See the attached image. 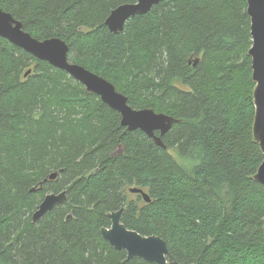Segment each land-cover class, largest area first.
I'll return each mask as SVG.
<instances>
[{
    "label": "trees",
    "instance_id": "1",
    "mask_svg": "<svg viewBox=\"0 0 264 264\" xmlns=\"http://www.w3.org/2000/svg\"><path fill=\"white\" fill-rule=\"evenodd\" d=\"M132 3L0 0L34 38L65 41L70 61L133 109L176 120L161 147L0 37V264H156L127 260L103 238L121 209L129 230L166 241L174 264H264L247 0H166L112 33L107 19ZM64 191L65 204L33 222L45 197Z\"/></svg>",
    "mask_w": 264,
    "mask_h": 264
},
{
    "label": "water",
    "instance_id": "2",
    "mask_svg": "<svg viewBox=\"0 0 264 264\" xmlns=\"http://www.w3.org/2000/svg\"><path fill=\"white\" fill-rule=\"evenodd\" d=\"M164 1L166 0H135V3L122 5L111 13L105 24L112 33L118 35L124 31L129 20L148 14L154 6ZM247 3L253 39V46L249 51L253 63V83L255 85L253 91L255 106L253 136L264 155V0H247ZM0 37L37 60L47 62L68 73L80 82L89 93L97 95L103 103L118 112L122 117L123 127L131 132L141 131L153 139L157 145L164 147L162 138L172 129L176 120L165 114L156 113L152 109H133L129 105L128 98L119 93L111 82L83 66L73 64L69 59L70 48L65 41L59 38L43 41L34 38L24 30L20 21L1 7ZM30 73L31 71L26 76ZM57 176L54 173L49 180L54 181ZM255 179L264 185V161ZM130 192L140 194L146 202H151L149 195L141 189H132ZM66 201V191L47 195L34 213L33 222L40 221L57 206L65 204ZM124 211L121 209L108 215L111 227L101 230L103 238L116 250L125 251L127 260L139 258L148 263L174 264L175 258L170 253L166 241L158 236L145 237L136 231L129 230L122 222Z\"/></svg>",
    "mask_w": 264,
    "mask_h": 264
},
{
    "label": "rangeland",
    "instance_id": "3",
    "mask_svg": "<svg viewBox=\"0 0 264 264\" xmlns=\"http://www.w3.org/2000/svg\"><path fill=\"white\" fill-rule=\"evenodd\" d=\"M133 197V196H132Z\"/></svg>",
    "mask_w": 264,
    "mask_h": 264
}]
</instances>
